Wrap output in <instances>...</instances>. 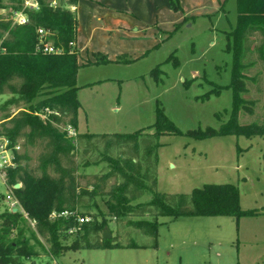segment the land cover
I'll return each mask as SVG.
<instances>
[{"label":"rangeland","instance_id":"1","mask_svg":"<svg viewBox=\"0 0 264 264\" xmlns=\"http://www.w3.org/2000/svg\"><path fill=\"white\" fill-rule=\"evenodd\" d=\"M201 3L204 8L187 17L181 3L182 9L174 11L169 0H79L76 48L83 64L77 76L76 130L153 132L160 109L182 134L158 140L157 191L190 194L204 185L231 184L238 189L240 208L258 214L238 222L226 216L159 217L154 249H81L53 258L21 211L25 236L40 255L36 264H264V137L187 135L207 128L220 132L233 109V54L226 50L225 33L236 26V0ZM0 14L7 17L9 10ZM98 54L111 62L86 64L95 62ZM247 73L257 81H249L244 97L256 105L253 115L241 111L239 121L264 124V66L256 62ZM7 98L0 95V105ZM37 154L30 151L32 167ZM102 169L100 165L82 171L95 174ZM7 196L12 194L0 169V214L9 210ZM151 199L147 192L134 204ZM109 227L115 232L116 223L109 222ZM131 236L139 244L150 242L138 232ZM120 241L126 243L127 236Z\"/></svg>","mask_w":264,"mask_h":264},{"label":"trees","instance_id":"2","mask_svg":"<svg viewBox=\"0 0 264 264\" xmlns=\"http://www.w3.org/2000/svg\"><path fill=\"white\" fill-rule=\"evenodd\" d=\"M38 1L37 10L24 11L28 23L14 25L12 18L23 10L22 1L0 0V10H9L7 17L0 14V95H8L0 105V139L8 141L14 156L15 166L4 170V178L18 201L15 212L0 214V264H29L40 256L25 236L21 211L34 223L49 246L46 254L53 258L81 249H154L159 217L226 216L238 222L258 214L240 208L238 189L231 184L204 185L190 194L157 191L158 140L165 134H182L160 109L150 128L153 132L67 137L66 127L77 128V76L83 64L76 46H70L77 41L78 20L71 7L78 0H63L56 8L47 0ZM169 3L174 11L182 9L179 0ZM236 5V26L225 33L226 50L233 54L232 115L220 132L207 128L187 133L196 139L216 134L264 137V124L239 121L241 111L253 115L256 105L244 96L249 81H257L247 71L256 62L264 66V0H236ZM39 28L53 33L50 41L61 53L36 51ZM109 62L99 55L86 64ZM34 149L38 154L32 167L30 151ZM100 165L99 173L82 171ZM17 184L19 189L14 188ZM147 192L152 193L151 201L134 204ZM53 212H74L75 216L51 219ZM78 216L90 221L79 226ZM112 221L115 232L109 227ZM74 227L78 231L69 234ZM105 227L112 232L110 240L103 239ZM135 232L150 242H135L131 238ZM126 236V243L120 241Z\"/></svg>","mask_w":264,"mask_h":264},{"label":"built area","instance_id":"3","mask_svg":"<svg viewBox=\"0 0 264 264\" xmlns=\"http://www.w3.org/2000/svg\"><path fill=\"white\" fill-rule=\"evenodd\" d=\"M22 1V11L15 12L13 15V24L14 25H25L28 23V17L24 13L25 10H37L39 8V1L38 0H21ZM63 0H47L48 4L53 7H60L62 5ZM71 9H73L71 7ZM53 37V33L50 31H47L45 29L39 28L38 29V43L36 45V51L42 54H59L62 52V49H58L53 46V44L50 41V38ZM71 47H75V43H70ZM1 51V47H0ZM65 132L67 134V137L69 138H76L77 131L72 128L71 126L66 127ZM19 150V148H16ZM9 152H11V155H9ZM15 166L14 163V156L12 154V150L8 149V141L5 139H0V169H2L3 174L4 170L8 167ZM7 199L10 201L9 210L15 212L18 207V201L13 196H7ZM26 216V215H25ZM69 216H75L74 212H53L50 215L51 219L56 218H62V217H69ZM27 217V216H26ZM78 225H82L84 223H88L90 221L89 217H77ZM34 224V223H33ZM78 231L77 227L72 228L69 231V234H72L74 232Z\"/></svg>","mask_w":264,"mask_h":264},{"label":"crops","instance_id":"4","mask_svg":"<svg viewBox=\"0 0 264 264\" xmlns=\"http://www.w3.org/2000/svg\"><path fill=\"white\" fill-rule=\"evenodd\" d=\"M180 3L182 4L183 9H184V13L187 15V17H190L189 15L192 16V14L200 12L199 10H201V8L202 9L204 8V3H201V0H199V1L198 0H180ZM78 5H79V0H78L77 6L72 7L73 8L72 10H75L76 14H77ZM76 47H78V37H77V41H76ZM80 51H81V53H85V54H87L86 52H88V51H83V50H80Z\"/></svg>","mask_w":264,"mask_h":264},{"label":"water","instance_id":"5","mask_svg":"<svg viewBox=\"0 0 264 264\" xmlns=\"http://www.w3.org/2000/svg\"><path fill=\"white\" fill-rule=\"evenodd\" d=\"M21 187V185L20 184H17V185H15V189H19ZM102 235H103V239L104 240H110L111 238H112V234H111V231L109 230V228L108 227H105L104 229H103V232H102ZM30 264H36V262H31Z\"/></svg>","mask_w":264,"mask_h":264}]
</instances>
